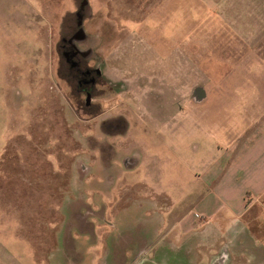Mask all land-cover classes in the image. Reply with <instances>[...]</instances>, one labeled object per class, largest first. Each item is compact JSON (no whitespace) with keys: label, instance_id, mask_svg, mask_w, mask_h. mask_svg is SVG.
<instances>
[{"label":"rangeland","instance_id":"1","mask_svg":"<svg viewBox=\"0 0 264 264\" xmlns=\"http://www.w3.org/2000/svg\"><path fill=\"white\" fill-rule=\"evenodd\" d=\"M262 71L264 0H0V264H167L196 179L264 111ZM101 144L144 165L103 189Z\"/></svg>","mask_w":264,"mask_h":264},{"label":"crops","instance_id":"2","mask_svg":"<svg viewBox=\"0 0 264 264\" xmlns=\"http://www.w3.org/2000/svg\"><path fill=\"white\" fill-rule=\"evenodd\" d=\"M247 72V76L255 73ZM256 106L257 102L238 122L243 127L234 149L223 154L201 179L197 177V186L201 183L202 191L192 206L200 218L192 219L187 214L177 217L175 225L166 230V238L179 236L185 239L183 244H173L166 239L167 244L152 252L161 257L165 254L167 264H204L205 261L207 264L220 261L223 264H264V111ZM193 124L208 133V137L212 135L208 119L191 120ZM120 156L118 149V158L114 159L110 170L98 161L103 189L115 186V178L125 171L134 173L144 165L142 152L137 156L138 161L127 168H122ZM130 183L140 187L143 186L140 183L146 184L147 180L141 178ZM135 200L140 210L147 207L142 210L149 217L153 200ZM149 219L152 221L151 217ZM162 220L166 222L164 217Z\"/></svg>","mask_w":264,"mask_h":264},{"label":"flooded vegetation","instance_id":"3","mask_svg":"<svg viewBox=\"0 0 264 264\" xmlns=\"http://www.w3.org/2000/svg\"><path fill=\"white\" fill-rule=\"evenodd\" d=\"M88 74V72H87ZM87 74H83V75H80L78 78H80V83H84V85H87L88 83H90L89 81V75ZM102 72L98 74L97 72V79L95 81V83L97 85H99V83L101 82V78H102ZM92 81V80H91ZM86 89V88H84ZM103 97V96H102ZM101 97V99H102ZM102 114H100L101 116ZM109 122H117L119 125H122V131H118V132H111V133H107L104 129V125L106 123H109ZM130 123L131 120H128L126 119V117H123V116H112L110 118H108L107 120H103V122L101 123V130H102V133L106 136H110V137H113V138H118V137H121V138H124V137H128L127 139L130 140V132L131 130H133L132 128L130 129ZM133 125H138L137 123H132ZM108 125V124H107ZM134 127V126H133ZM119 138V139H121ZM111 150L110 152H108V154L106 155L104 149H103V145L101 144V147L99 149V153H100V158H99V161H102V164L103 166L110 170L112 165H113V161L114 159L118 158V149H115L113 146H111ZM120 160H121V164H122V168H127L129 165H134V163H136L138 161L137 159V156L138 154H140V151L139 152H136L134 154H130L128 152H124V151H121L120 150ZM143 263V260L141 261ZM141 262H136L135 259L133 260V264H141ZM146 262V261H145ZM144 262V263H145ZM147 263H149V261L147 260Z\"/></svg>","mask_w":264,"mask_h":264},{"label":"water","instance_id":"4","mask_svg":"<svg viewBox=\"0 0 264 264\" xmlns=\"http://www.w3.org/2000/svg\"><path fill=\"white\" fill-rule=\"evenodd\" d=\"M82 24V21L79 23V25H81ZM65 56L68 58V59H70V54L69 53H65ZM76 56V53H73V54H71V57H75ZM90 98V97H89ZM90 100L88 99V102H89Z\"/></svg>","mask_w":264,"mask_h":264},{"label":"trees","instance_id":"5","mask_svg":"<svg viewBox=\"0 0 264 264\" xmlns=\"http://www.w3.org/2000/svg\"><path fill=\"white\" fill-rule=\"evenodd\" d=\"M73 62V61H72Z\"/></svg>","mask_w":264,"mask_h":264}]
</instances>
